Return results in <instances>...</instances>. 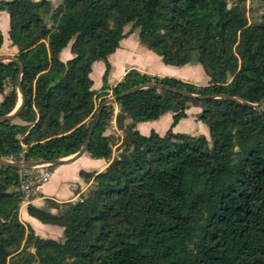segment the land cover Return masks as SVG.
<instances>
[{"label": "trees", "instance_id": "trees-1", "mask_svg": "<svg viewBox=\"0 0 264 264\" xmlns=\"http://www.w3.org/2000/svg\"><path fill=\"white\" fill-rule=\"evenodd\" d=\"M247 1L61 0L57 7L49 0L0 1L23 67L20 74L15 62L0 63V117L18 105L20 75L25 98L12 121L0 122V159L49 163L76 155L110 92L119 97L158 84L261 103L264 0H252L263 5L261 22L250 21ZM127 26L140 30L141 43L165 65H201L209 84L132 70L111 88L108 58ZM3 44L0 30V50ZM70 45L73 58L63 62ZM100 61L106 72L98 94L91 74ZM116 106L118 158L99 174L81 172L93 185L77 201L28 206L31 217L61 228L64 242L21 222L24 200L13 188L26 171L0 165V264H264V105L255 110L228 99L138 90L101 112L87 149L92 159L112 160L120 137L107 131ZM199 106L209 139L137 130L167 113L174 128Z\"/></svg>", "mask_w": 264, "mask_h": 264}, {"label": "crops", "instance_id": "crops-1", "mask_svg": "<svg viewBox=\"0 0 264 264\" xmlns=\"http://www.w3.org/2000/svg\"><path fill=\"white\" fill-rule=\"evenodd\" d=\"M34 1L39 2L42 0ZM49 1L52 3L53 7L59 6L61 2L60 0ZM0 30L4 38V44L0 50V59H3L4 61L2 63L7 65L10 63V59H17L18 49L13 46L10 40L9 15L2 11H0ZM125 34H127V36L121 41L119 49L108 58V62L111 66L108 77V85L111 88L120 83L126 74L132 70H137L140 73L147 74L152 77L166 78L169 76V78L173 77L183 82L195 85H197L195 82L199 78L206 76L203 68L199 64L187 65L184 67L165 65L161 57L150 51L141 43L139 35L136 33V30H132V27L129 28V26H127L125 28ZM60 58L63 62H67L73 58L71 45L61 53ZM105 72L106 65L104 62H96L93 65L91 74V78L94 82L93 90L98 94L102 92L104 86L103 77ZM96 75L98 77L97 80L94 79V76ZM209 82L210 80L208 78L207 83L209 84ZM8 92L9 90L6 91V93ZM4 96L5 95L0 94V105L4 100ZM111 97L112 95L110 92L109 99ZM102 99L103 98L98 99L97 104H99ZM118 112L119 109L116 106L115 114L117 115ZM201 112V108H190L188 111V117L182 120L174 128L172 127L174 114L167 113L157 121L139 124L137 126V130L144 136H149L152 132L163 136L166 135L168 131L172 130L175 134L198 135V133H200L209 139V130H207L205 125L202 122L200 123L197 119V115ZM72 157L66 159H70ZM115 158L116 157L113 155L112 160L109 162L105 160H95L92 159L86 152L81 157L66 165L54 167L53 175L49 183L39 189L32 201L29 203L23 202L19 213L21 222L24 225L31 227L37 235L42 238H62L63 230L61 228L43 225L37 219L28 214V206L34 205L38 208H44L46 204L45 201L47 199L53 200L57 203L77 201L81 195L85 194L93 185V181L86 182L85 179L81 177V172L84 171L86 173L99 174L105 171ZM52 212L56 213L55 210Z\"/></svg>", "mask_w": 264, "mask_h": 264}, {"label": "water", "instance_id": "water-1", "mask_svg": "<svg viewBox=\"0 0 264 264\" xmlns=\"http://www.w3.org/2000/svg\"><path fill=\"white\" fill-rule=\"evenodd\" d=\"M3 61H4L3 59H0V63H2ZM10 62H15L19 66L20 74H22L23 67H22L21 63L17 59H10ZM148 88H150V89H158V90H162V91H167V92L173 93L175 95H179V96H183V97H187V98H191V99H200V100L228 99V100H233V101H236V102H238V103H240V104H242L244 106L251 107V108H253L255 110H259L264 105V100L261 103H259V104H249V103L240 102V101H238V100H236L234 98H230L228 96H209V97L195 96V95H192L190 93H187V92H184V91H181V90H178V89H172V88L165 87V86L158 85V84H150V85H147V86H144V87L142 86V87L134 88V89L128 91L127 93H124L123 95H121L119 97H114L112 99H109L107 102H105L101 106V108L99 109V111L97 113V116L95 117V119L93 121V125L91 127V130H90V133H89V136H88V139H87L85 145L72 158H70V159H62V160L49 162V163H46V162L10 163V162H7V161H4V160L0 159V165L12 166V167L17 168V169H19L21 171H26V170H30L32 168L41 167V166H45V165L50 166V167H59V166H63V165H66V164L72 162L73 160L81 157L84 153L87 152V149L89 147L91 138L93 136V133H94L95 127L97 125V122L99 120V117L101 115V112L107 106L116 104L121 98H123V97H125V96H127V95H129L131 93H134V92H136L138 90H142V89H148ZM18 94L20 96V102L17 105L15 111L12 114L8 115V116L0 117V122L12 121L16 117V115L21 111V109H22V107L24 105L25 98L23 96L21 75H20L19 80H18Z\"/></svg>", "mask_w": 264, "mask_h": 264}, {"label": "rangeland", "instance_id": "rangeland-1", "mask_svg": "<svg viewBox=\"0 0 264 264\" xmlns=\"http://www.w3.org/2000/svg\"><path fill=\"white\" fill-rule=\"evenodd\" d=\"M246 8H247V12H248V17H249V19H250L251 22H261L262 21V17H263V5L261 3H259V2H253L252 0H248L247 3H246ZM129 28H131V26H129ZM136 33L139 35L140 34V30H136ZM196 64H197L196 62H193L190 65H196ZM167 77H169V76H167ZM94 79L95 80L98 79L97 75L94 76ZM207 80H208V78L206 76H202V78H199L195 83H197V85H199V86H206L208 84L207 83ZM112 98H114V97H111L110 99H112ZM19 102H20V96H19ZM19 102H18V104H19ZM197 108H201V107L199 106ZM201 114H202V112L197 115V119H198V121L200 123H201V121H200V118L199 117H200ZM115 115H114V117H113V119H112V121H111V123L109 125V129L107 131V135H111V136H115L116 135L117 137H120V141L113 148V155H114V157L117 158L118 155L120 154V152H119V149H120L119 146L122 144V141H123V133L117 128L116 116ZM205 127L207 128V130H209L206 125H205ZM185 135H188V134H185ZM189 136H192V137H200V136H203V134L198 133V135H189ZM56 240L59 241V242H64L63 236H62V238H58Z\"/></svg>", "mask_w": 264, "mask_h": 264}, {"label": "built area", "instance_id": "built-area-1", "mask_svg": "<svg viewBox=\"0 0 264 264\" xmlns=\"http://www.w3.org/2000/svg\"><path fill=\"white\" fill-rule=\"evenodd\" d=\"M52 175L53 168L47 165L26 170L20 184L13 191L23 196L24 203H29L39 189L49 183Z\"/></svg>", "mask_w": 264, "mask_h": 264}]
</instances>
